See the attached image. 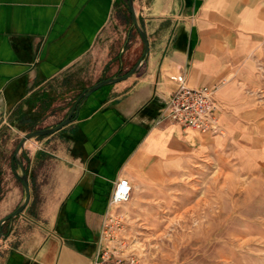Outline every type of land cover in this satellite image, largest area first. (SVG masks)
<instances>
[{"label":"crops","instance_id":"0c3cea01","mask_svg":"<svg viewBox=\"0 0 264 264\" xmlns=\"http://www.w3.org/2000/svg\"><path fill=\"white\" fill-rule=\"evenodd\" d=\"M133 6L143 58L127 0H0V118L18 132L65 119L84 90L142 58L83 100L67 126L24 145L29 202L0 239V264H90L107 215L147 213L198 162L264 177V0ZM179 75L191 88L217 86L224 136L155 124ZM18 176L13 164L0 170V222L22 202ZM120 178L130 199L111 206Z\"/></svg>","mask_w":264,"mask_h":264},{"label":"rangeland","instance_id":"374dc122","mask_svg":"<svg viewBox=\"0 0 264 264\" xmlns=\"http://www.w3.org/2000/svg\"><path fill=\"white\" fill-rule=\"evenodd\" d=\"M118 23L122 19L116 28ZM86 74L73 77L78 82ZM25 134L0 118V170L13 164L20 175L14 153ZM185 175L168 185L167 198L148 201L147 213L121 214L126 234L136 235L145 248L142 264H264V177L247 176L235 163L217 160L198 162ZM18 185L23 200L20 180Z\"/></svg>","mask_w":264,"mask_h":264},{"label":"built area","instance_id":"2783aa9c","mask_svg":"<svg viewBox=\"0 0 264 264\" xmlns=\"http://www.w3.org/2000/svg\"><path fill=\"white\" fill-rule=\"evenodd\" d=\"M175 83L176 87L167 98L155 124L167 121L184 130L224 136L214 98L217 86L191 88L186 84L183 75L177 76ZM130 194V184L126 179L120 178L115 182L109 204H124L130 199ZM126 230L127 226L121 214L107 215L101 223L98 249L90 264H142L145 248L136 235H127Z\"/></svg>","mask_w":264,"mask_h":264},{"label":"water","instance_id":"95a60500","mask_svg":"<svg viewBox=\"0 0 264 264\" xmlns=\"http://www.w3.org/2000/svg\"><path fill=\"white\" fill-rule=\"evenodd\" d=\"M127 8H128L129 13H130L133 26L135 27L136 31L138 32V34H139V36L143 42V54H142V58H143L148 53V41H147V38H146L144 31L142 30V28L138 22V19H137L135 10H134V6H133V0H127ZM142 58L140 59L139 63L142 61ZM139 63L136 66H134L129 72L124 74L123 76H120L117 78H109L106 80H102V81L96 83L95 85L91 86L90 88L84 90L76 99V102L72 106V108L70 109L67 117L63 121H61L59 124H57L56 126H54L52 128H48V129L35 130V131H32V132L27 133V134L22 136V138L18 142V145H17L15 153H14V161L20 170V175L18 176V178H19L21 185H22V188H23L24 198H23L22 202L20 203V205L11 214H9L7 217H5L0 222V238L3 236L1 225L6 221H12L16 216H18L20 213H22V211L24 210V208L27 206V204L29 202L30 191H29V186H28V182H27V175H26V172L23 168L22 163L20 162V160L18 158L19 153L24 148V145L30 140L49 136L55 132L60 131L62 128H64L65 126H67L70 123L72 115L74 114L77 107L81 104V102L83 100L87 99L91 94H93L94 92H96L97 90H99L103 87L115 84L119 81L126 79L128 76L132 75L136 71Z\"/></svg>","mask_w":264,"mask_h":264}]
</instances>
